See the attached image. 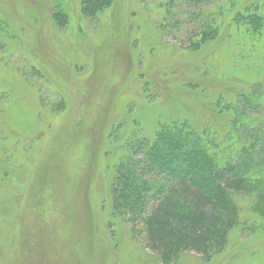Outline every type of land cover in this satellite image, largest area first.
<instances>
[{
  "label": "rangeland",
  "instance_id": "rangeland-1",
  "mask_svg": "<svg viewBox=\"0 0 264 264\" xmlns=\"http://www.w3.org/2000/svg\"><path fill=\"white\" fill-rule=\"evenodd\" d=\"M82 1L0 0V264H165L113 209L120 139L152 137L182 105L214 119L217 94L252 88L264 104V26L232 22L264 0H109L92 14ZM214 27L215 40L185 48ZM169 68L172 89L196 83L145 97L142 82ZM233 201L238 222L222 251L166 264H264V223L249 196Z\"/></svg>",
  "mask_w": 264,
  "mask_h": 264
},
{
  "label": "trees",
  "instance_id": "trees-1",
  "mask_svg": "<svg viewBox=\"0 0 264 264\" xmlns=\"http://www.w3.org/2000/svg\"><path fill=\"white\" fill-rule=\"evenodd\" d=\"M188 1L199 6L208 0ZM108 3L83 0L81 6L92 14L109 7ZM263 6L237 11L232 22L244 30L253 27L261 31ZM257 10L259 16L253 14ZM1 27L7 28L0 17ZM202 33L189 39L185 48L197 51L217 38L215 27ZM168 70L149 75L150 79L142 82L145 97L160 99V94H153L154 88L176 96V91L196 83L184 79L172 89L164 81L166 75L174 74L172 68ZM138 77L143 79L146 74L138 73ZM251 89L235 98L230 93L217 94L211 103L214 119L199 122L195 116L203 113L182 105L184 112L182 108L181 113L178 111L182 118L161 123L152 137L136 138L130 133L120 139L123 156L115 167L113 209L127 217L132 226L141 227L146 247L165 264L186 252L209 258L223 250L238 222L234 194L249 196L255 215L264 223V104L263 94L253 95ZM198 96L199 103L206 99V95ZM132 106L128 104V111ZM171 106L179 109L178 103L171 102Z\"/></svg>",
  "mask_w": 264,
  "mask_h": 264
}]
</instances>
